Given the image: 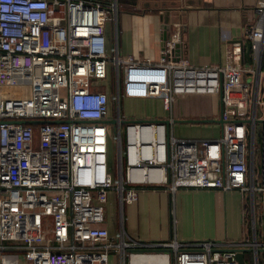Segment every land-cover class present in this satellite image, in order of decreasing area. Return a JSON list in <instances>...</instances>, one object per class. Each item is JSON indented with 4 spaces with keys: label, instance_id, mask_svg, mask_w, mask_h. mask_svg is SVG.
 I'll return each instance as SVG.
<instances>
[{
    "label": "built area",
    "instance_id": "obj_1",
    "mask_svg": "<svg viewBox=\"0 0 264 264\" xmlns=\"http://www.w3.org/2000/svg\"><path fill=\"white\" fill-rule=\"evenodd\" d=\"M117 9V0H0V264H238L243 247L261 264L264 0L225 60L190 59L180 23L167 24L158 59L123 53ZM202 95L216 97L219 135L176 136L174 103ZM126 99H159L166 114L129 120ZM145 185L248 192L252 238H134L123 207Z\"/></svg>",
    "mask_w": 264,
    "mask_h": 264
},
{
    "label": "crops",
    "instance_id": "obj_2",
    "mask_svg": "<svg viewBox=\"0 0 264 264\" xmlns=\"http://www.w3.org/2000/svg\"><path fill=\"white\" fill-rule=\"evenodd\" d=\"M256 1L121 0L124 8L119 16L122 23L139 22V19L160 23V35L165 24L180 23L190 59L223 60L222 46L231 39L244 37L245 30L257 21ZM129 44L125 34L122 42L118 39L123 53L129 54ZM193 98L180 99L190 102ZM197 132L191 127H181L178 137L214 136L210 133L194 135ZM113 198L111 193L109 199ZM251 208L249 193L238 189L179 188L170 193L164 187L145 185L139 188L137 200L124 205L123 226L130 236L144 241L252 238ZM253 208L258 236L264 240V193H255ZM107 225L110 231L116 228L114 214L108 218ZM260 255L264 257V251ZM261 264H264L263 259Z\"/></svg>",
    "mask_w": 264,
    "mask_h": 264
},
{
    "label": "rangeland",
    "instance_id": "obj_3",
    "mask_svg": "<svg viewBox=\"0 0 264 264\" xmlns=\"http://www.w3.org/2000/svg\"><path fill=\"white\" fill-rule=\"evenodd\" d=\"M124 6L118 1V15H117V38H121L125 34L127 40L130 41L128 45L130 49V55L135 58H147L150 57L154 60L161 56V41H160V23H153L147 20L139 19V22L131 21L129 23H122L120 19V14H122V9ZM109 24V23H108ZM113 36L115 39V30L113 29ZM229 43L222 46V51L226 52ZM225 60V55L224 59ZM264 91V81L260 87V93ZM217 100L210 98L208 95H202L194 97L190 102L178 99L174 103V111L176 119H197L199 121L189 122L179 121L175 122L173 129L176 136L179 135V129L181 127H191L194 131H199L194 135L210 133L212 135H219L220 125L211 121H201L200 119H217ZM121 111L125 112V117L129 120L137 119H147V118H157L162 117L166 114L162 108L160 100H147L143 101L141 99H126L121 104ZM154 116V117H151ZM206 130H205V129ZM183 131V130H181ZM182 133V132H181ZM186 135V134H185ZM114 202L109 199L106 203V215L108 218L113 216ZM247 262L251 264L249 254H247Z\"/></svg>",
    "mask_w": 264,
    "mask_h": 264
},
{
    "label": "water",
    "instance_id": "obj_4",
    "mask_svg": "<svg viewBox=\"0 0 264 264\" xmlns=\"http://www.w3.org/2000/svg\"><path fill=\"white\" fill-rule=\"evenodd\" d=\"M167 37V24H165L163 26V30H162V33H161V38L162 40H164L165 38ZM245 57L247 60H250L249 58V51H250V42L248 40L245 41ZM264 56V55H263ZM262 56V58H263ZM137 120H140V121H145V120H148V119H137ZM201 121H211V120H214V121H217V122H221V119H207V118H204V119H200ZM22 122H26V120H21ZM110 122H113L114 119H110L109 120ZM179 121H187V122H196V121H199L197 119H175V122H179ZM28 122H33L32 120H28ZM251 250V247H243V248H240L238 249L236 252V259L238 260V264H245V260H244V253L245 252H248ZM261 250H264V247L261 248Z\"/></svg>",
    "mask_w": 264,
    "mask_h": 264
},
{
    "label": "trees",
    "instance_id": "obj_5",
    "mask_svg": "<svg viewBox=\"0 0 264 264\" xmlns=\"http://www.w3.org/2000/svg\"><path fill=\"white\" fill-rule=\"evenodd\" d=\"M117 1H120L121 2V0H117ZM117 14H118V12H117ZM109 38H110V33H109ZM263 60H264V56H263ZM121 102H122V100H121ZM257 229V228H256ZM258 230V229H257ZM245 254V259H246V261L248 260L247 258H246V256H247V254H249V252H245L244 253Z\"/></svg>",
    "mask_w": 264,
    "mask_h": 264
},
{
    "label": "bare ground",
    "instance_id": "obj_6",
    "mask_svg": "<svg viewBox=\"0 0 264 264\" xmlns=\"http://www.w3.org/2000/svg\"><path fill=\"white\" fill-rule=\"evenodd\" d=\"M262 251H264V250H261V249L259 250V252H262ZM248 252H249V251H248ZM237 261H238V260H237Z\"/></svg>",
    "mask_w": 264,
    "mask_h": 264
}]
</instances>
